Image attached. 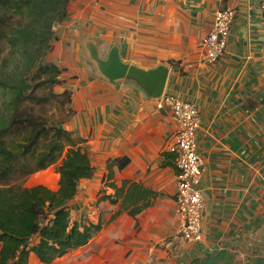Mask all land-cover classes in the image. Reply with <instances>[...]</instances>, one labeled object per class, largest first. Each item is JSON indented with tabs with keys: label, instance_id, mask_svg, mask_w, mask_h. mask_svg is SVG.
Returning <instances> with one entry per match:
<instances>
[{
	"label": "crops",
	"instance_id": "crops-1",
	"mask_svg": "<svg viewBox=\"0 0 264 264\" xmlns=\"http://www.w3.org/2000/svg\"><path fill=\"white\" fill-rule=\"evenodd\" d=\"M262 2L72 0L67 20L54 27L49 54L63 70L54 89L64 102L56 119L86 141L96 170L79 183L73 217L101 221L102 229L51 264H192L215 252H229L235 264H264ZM224 9L234 10L235 20L225 56L209 64L201 41ZM159 68L168 70L162 95L195 104L202 117L201 243L179 234L177 169L168 152L177 125L169 110L156 108L150 73ZM124 158L126 168L108 169ZM45 174L59 182L52 166L33 175L31 186L47 187L37 180ZM108 182L137 183L151 194L116 215L124 198L117 205L100 201L103 190L115 194ZM28 264L45 263L31 253Z\"/></svg>",
	"mask_w": 264,
	"mask_h": 264
},
{
	"label": "trees",
	"instance_id": "trees-1",
	"mask_svg": "<svg viewBox=\"0 0 264 264\" xmlns=\"http://www.w3.org/2000/svg\"><path fill=\"white\" fill-rule=\"evenodd\" d=\"M71 2L0 0V264H28L31 253L51 264L87 246L102 229L101 221L72 213L80 181L96 173L86 141L46 115L48 106L64 104L54 90L63 70L48 56L54 26L67 20ZM112 165L122 170L129 160L114 161L108 169ZM52 166L60 176L57 190L23 185ZM107 186L115 194L103 190L100 201L117 205L124 198L116 215L151 194L137 183ZM234 261L229 252H215L192 264Z\"/></svg>",
	"mask_w": 264,
	"mask_h": 264
},
{
	"label": "built area",
	"instance_id": "built-area-1",
	"mask_svg": "<svg viewBox=\"0 0 264 264\" xmlns=\"http://www.w3.org/2000/svg\"><path fill=\"white\" fill-rule=\"evenodd\" d=\"M261 11L264 20V0ZM235 16L236 13L232 9L219 10L215 13L212 31L201 41L205 61L209 64H214L225 56ZM156 108L169 110L175 117L177 125L168 152L174 155L177 169L175 201L179 234L187 242L201 243L205 210L202 179L205 166L198 150L197 134L202 127V117L195 104L172 94H165L158 98Z\"/></svg>",
	"mask_w": 264,
	"mask_h": 264
},
{
	"label": "rangeland",
	"instance_id": "rangeland-1",
	"mask_svg": "<svg viewBox=\"0 0 264 264\" xmlns=\"http://www.w3.org/2000/svg\"><path fill=\"white\" fill-rule=\"evenodd\" d=\"M57 25L58 24H55L54 27H56ZM0 69H1V61H0ZM58 107H59L58 104H53L52 106H48L47 109H46V115L49 116V117H51L54 120H57L56 119V112L58 110ZM57 116L60 117V114L59 115L57 114ZM31 177H29L28 179H26L23 182V185L24 186H26V187H32L31 186L32 185V181H30L31 180ZM37 180L46 182L47 187H49L50 189H52L54 191L58 189V179L53 174L41 175Z\"/></svg>",
	"mask_w": 264,
	"mask_h": 264
},
{
	"label": "water",
	"instance_id": "water-1",
	"mask_svg": "<svg viewBox=\"0 0 264 264\" xmlns=\"http://www.w3.org/2000/svg\"><path fill=\"white\" fill-rule=\"evenodd\" d=\"M167 74L168 70L166 68H159L150 73V84L153 87L154 97H156L157 99L160 98L163 94Z\"/></svg>",
	"mask_w": 264,
	"mask_h": 264
}]
</instances>
